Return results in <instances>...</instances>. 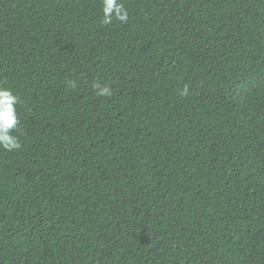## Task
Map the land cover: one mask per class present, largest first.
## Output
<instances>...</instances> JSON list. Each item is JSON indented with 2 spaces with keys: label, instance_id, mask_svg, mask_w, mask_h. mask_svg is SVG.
Returning <instances> with one entry per match:
<instances>
[{
  "label": "trees",
  "instance_id": "trees-1",
  "mask_svg": "<svg viewBox=\"0 0 264 264\" xmlns=\"http://www.w3.org/2000/svg\"><path fill=\"white\" fill-rule=\"evenodd\" d=\"M121 3L0 0V264H264V0Z\"/></svg>",
  "mask_w": 264,
  "mask_h": 264
},
{
  "label": "clouds",
  "instance_id": "clouds-1",
  "mask_svg": "<svg viewBox=\"0 0 264 264\" xmlns=\"http://www.w3.org/2000/svg\"><path fill=\"white\" fill-rule=\"evenodd\" d=\"M101 11L102 22L105 25L111 24L113 19L121 23H126L128 20V10L121 0H102ZM95 88L98 89L96 92L98 96L111 95V89L107 86L101 87L97 84ZM180 95H188L187 87L181 91ZM19 102V96L14 95L11 89L0 87V148L9 152L21 148L18 138L12 135L13 130L19 125L15 107Z\"/></svg>",
  "mask_w": 264,
  "mask_h": 264
}]
</instances>
